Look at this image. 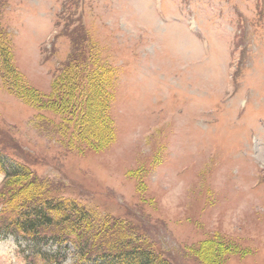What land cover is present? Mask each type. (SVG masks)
<instances>
[{
	"label": "rangeland",
	"instance_id": "1",
	"mask_svg": "<svg viewBox=\"0 0 264 264\" xmlns=\"http://www.w3.org/2000/svg\"><path fill=\"white\" fill-rule=\"evenodd\" d=\"M73 40L108 73L103 140L72 139L69 117L47 112ZM0 56V151L29 187L112 218L168 264H264V0H0ZM78 254L0 234V264Z\"/></svg>",
	"mask_w": 264,
	"mask_h": 264
},
{
	"label": "trees",
	"instance_id": "2",
	"mask_svg": "<svg viewBox=\"0 0 264 264\" xmlns=\"http://www.w3.org/2000/svg\"><path fill=\"white\" fill-rule=\"evenodd\" d=\"M77 30L74 29L75 33H78ZM82 43L77 45L73 40V47H75L68 62L59 72L61 74L55 76L52 81V97L48 98L50 103L46 106L47 112L52 115L69 117V126L71 128L74 126L71 138L77 136L78 140L84 139L85 143H88L91 140H97L100 136L101 140L106 137V131H104L106 125L102 124L101 113L107 110L111 96L102 86V79L104 81V76L106 77L108 73L96 70L97 66H94L92 61L94 59L90 53H86L85 58L81 57V54L86 52ZM5 60V64H9L7 58ZM7 67L10 68V65ZM88 68L91 69L87 70ZM13 79L15 83H18L17 77ZM14 92L38 112L45 106L44 103L40 104V98L28 96L30 93L27 89H14ZM55 95H58L60 100H57ZM39 118V124L53 123L49 124L45 121L47 116L42 112H39ZM78 131L81 132L76 134ZM82 133L86 138L81 136ZM3 156L4 154L0 151V173L5 174L4 182L0 186V194H4V197L8 195L6 197L9 202H6L5 213L0 218V234L15 235L33 243L71 242L79 253L76 264L87 263L95 258L105 260L106 257L119 260L120 264H168L159 257L151 255L146 249H139L137 245L129 241L131 236L125 230L113 231V227L109 224L112 218L105 217L100 220L75 202L55 201L51 196H47L41 185L29 187L34 185H29L26 181L29 169L22 164H5ZM5 186H12L9 192L3 191ZM13 186H16V189H13ZM16 192L18 196L13 197ZM17 198L20 199L14 201ZM52 212L56 215L52 216ZM55 228H60L62 232L52 233ZM114 232L119 233L116 235L119 241H109L108 237L114 235ZM108 244L116 245L107 248ZM119 244L121 246L118 248Z\"/></svg>",
	"mask_w": 264,
	"mask_h": 264
}]
</instances>
